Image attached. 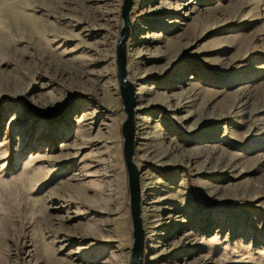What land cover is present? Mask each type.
I'll list each match as a JSON object with an SVG mask.
<instances>
[{"label":"rangeland","instance_id":"rangeland-1","mask_svg":"<svg viewBox=\"0 0 264 264\" xmlns=\"http://www.w3.org/2000/svg\"><path fill=\"white\" fill-rule=\"evenodd\" d=\"M122 6L0 0V264H131ZM129 21L143 263L264 264V0H133Z\"/></svg>","mask_w":264,"mask_h":264},{"label":"water","instance_id":"water-1","mask_svg":"<svg viewBox=\"0 0 264 264\" xmlns=\"http://www.w3.org/2000/svg\"><path fill=\"white\" fill-rule=\"evenodd\" d=\"M133 0H123L122 6V21L123 28L118 41L116 56H117V79L120 90V97L126 120L122 125L121 132L124 139L123 142V157L128 175V190L130 196V214L132 218L133 228V247L131 264H144V231L141 221V188H140V172L133 162V156L136 148L135 140V121L134 109L135 101V86L127 79V42L130 35L129 14Z\"/></svg>","mask_w":264,"mask_h":264},{"label":"bare ground","instance_id":"bare-ground-1","mask_svg":"<svg viewBox=\"0 0 264 264\" xmlns=\"http://www.w3.org/2000/svg\"><path fill=\"white\" fill-rule=\"evenodd\" d=\"M24 35V34H23ZM46 35V34H45ZM30 36H31V34H30ZM32 37H34V35L32 36ZM264 44V43H263ZM50 59L52 60V62H53V64L54 63H56V58L55 57H53L52 55L50 56ZM105 178H103V180H104ZM63 189H64V191L65 192H67V194L69 193V192H71L72 191V188H71V185L70 184H67V182L66 183H64V185H63ZM84 190L86 191V192H88L89 191V187H85L84 186ZM91 190V189H90ZM94 191L92 192V196H86V195H84L85 194V191H83L82 193L81 192H79V193H81V195H82V200H84V202H86V203H88L89 201L90 202H92V201H98L99 203H101L102 202V200H104L105 199V197H106V189L105 188H103V187H99V189H98V185H96V189H93ZM73 194H75V193H73ZM92 199V200H91ZM83 202V201H82ZM84 227H87L88 228V230H90L91 232H93V233H95V234H99V235H101L102 234V232H103V228H101L99 225H97V224H93V225H91V224H89V225H87V226H81V228H84ZM40 228V227H39ZM38 230V229H37ZM57 231V230H56Z\"/></svg>","mask_w":264,"mask_h":264}]
</instances>
